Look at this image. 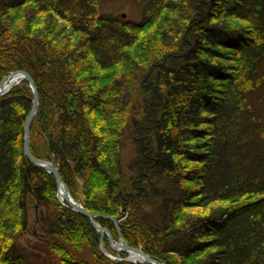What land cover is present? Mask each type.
Wrapping results in <instances>:
<instances>
[{"label": "trees", "instance_id": "obj_1", "mask_svg": "<svg viewBox=\"0 0 264 264\" xmlns=\"http://www.w3.org/2000/svg\"><path fill=\"white\" fill-rule=\"evenodd\" d=\"M17 70L38 88L31 154L113 236L109 217L165 264H264V0H0V80ZM31 99L25 80L0 97V264H142L105 257L25 158ZM31 199L47 209L28 251Z\"/></svg>", "mask_w": 264, "mask_h": 264}, {"label": "water", "instance_id": "obj_2", "mask_svg": "<svg viewBox=\"0 0 264 264\" xmlns=\"http://www.w3.org/2000/svg\"><path fill=\"white\" fill-rule=\"evenodd\" d=\"M25 79L29 83V87L32 91V104L30 111L27 115L26 121L24 122L23 125V152L25 156L27 157L28 161L35 167L42 168L45 172L51 174L55 180L56 183V188H57V197L61 203L65 202L67 206L73 210L74 212L83 215L84 217L88 218L90 224L92 227L101 235L105 233L108 236V240L111 246V249L116 251V252H121V253H127L130 255H135L138 260V262L144 263V264H164L160 263L156 260H154L152 257L149 255L145 254L140 248H135L132 246H129L122 238L121 236L118 237V240L116 243H113V239L108 233V231L102 227H100L96 223V218L97 217H103L102 215H96L88 212L83 208V206L79 203H77L67 186L64 184L62 181L59 172L56 168V166L53 164V162L50 161H45V160H38L35 157L32 156L30 153V148H29V127L31 122L33 121L34 117L36 116L39 108V99H38V94L36 87L33 83V80L31 76L22 70L19 71H14L6 75L0 82V97L7 92L14 84H16L19 80ZM31 178H28V186L30 185ZM30 187H28L29 189ZM30 190V189H29ZM36 207V206H35ZM114 223L116 221L112 219ZM132 261H137L133 260Z\"/></svg>", "mask_w": 264, "mask_h": 264}, {"label": "rangeland", "instance_id": "obj_3", "mask_svg": "<svg viewBox=\"0 0 264 264\" xmlns=\"http://www.w3.org/2000/svg\"><path fill=\"white\" fill-rule=\"evenodd\" d=\"M107 9H109V11H111V10H116L117 11V13L118 14H123V18H128V19H138V17L136 16V14L134 13V12H131V9H129L128 7H122V8H120V9H116V8H114V7H107ZM108 11V10H107ZM17 71H19V70H17ZM14 72V71H13ZM11 73V72H10ZM9 74V73H8ZM7 74V75H8ZM6 76V75H5ZM5 76H3L2 77V79L5 77ZM1 79V80H2ZM1 80H0V82H1ZM22 80H25V79H21V80H19L16 84H14L13 86H15V85H17V84H19L20 83V81H22ZM33 80V79H32ZM26 82H27V80H25ZM33 83H34V85H35V82H34V80H33ZM12 86V87H13ZM11 87V88H12ZM27 87L30 89V87H29V83L27 82ZM35 87H36V90H37V94H38V88H37V86L35 85ZM10 88V89H11ZM9 89V90H10ZM8 90V91H9ZM31 90V89H30ZM7 91V92H8ZM7 92H5L3 95H5ZM31 93H32V91H31ZM2 95V96H3ZM39 95V94H38ZM38 99H39V97H38ZM31 104H32V99H31ZM31 108V107H30ZM39 109V108H38ZM30 111V110H29ZM29 113V112H28ZM26 118H27V116H26ZM26 118H25V121H26ZM24 121V122H25ZM34 121V120H33ZM33 121L31 122V124H30V132H29V136L31 135V127H32V125H33ZM125 137H126V139L124 140V143H123V145L121 146V150H120V156H121V161H122V166H121V168H122V171H123V173L125 174V175H127V174H129V172L127 171V165L130 163V161L134 158V156L136 155V153H135V150H134V147H133V145L131 144V142H130V140L128 139V137H127V134L125 135ZM30 137H29V148H30ZM22 147H23V143H22ZM34 157V156H33ZM29 162V161H28ZM50 162H53V161H51L50 160ZM30 163V162H29ZM31 164V163H30ZM53 164L56 166V164L53 162ZM32 165V164H31ZM33 166V165H32ZM35 167V166H34ZM56 168H57V166H56ZM58 170V169H57ZM28 171H29V169L27 168V173H28ZM29 174V173H28ZM127 177H128V175H127ZM32 182V181H31ZM33 183H34V181H33ZM30 186H31V183H30ZM77 189H76V191L79 193V197H81V192H82V182L80 181V180H77ZM28 192H29V194L32 192L31 190H28ZM30 203H29V206H28V226H27V229H26V231L24 232V233H22V235L19 237V244H20V246L21 247H23V248H25L26 250H30V249H32V248H34L36 245H44L43 244V241L41 240V232H40V229H39V222H40V216L43 214V213H45V211H46V207H43L42 205H39L35 200H33V199H31L30 201H29ZM36 206V207H35ZM89 212V211H88ZM90 213H92V212H90ZM92 214H95V213H92ZM96 215H98V214H96ZM104 216V215H103ZM98 218H108L107 216H104V217H97L96 219H98ZM88 219V218H87ZM95 219V220H96ZM109 219H110V221L112 220V219H114V218H111V217H109ZM89 221V220H88ZM113 225H114V227L116 228V229H118L117 228V226L119 225V223H113ZM119 227V226H118ZM45 248V247H44ZM106 253H103L104 255L106 254L107 256L108 255H112V253H110L109 251H107L105 248L103 249ZM30 252H32V251H30ZM33 254H35L34 253V251L32 252ZM73 254H74V256L75 257H77V258H90L91 257V253H90V251L86 248L85 250H83V251H76V250H74V252H73ZM124 253H122V254H118V256H117V254H116V256H114L115 258L113 259L114 261H116V260H118V261H127V262H133V263H136V261L134 262V261H132V259H130L129 260V257L128 256H126L125 254V257H121V255H123ZM40 259L39 260H37V261H35V259H33V258H30L29 257V259H30V261H34V264H45V261H46V259H48L49 258V260H51L52 258H53V256L52 255H50V254H48V253H40ZM112 260V259H111ZM112 260V261H113ZM38 261H41V262H38Z\"/></svg>", "mask_w": 264, "mask_h": 264}, {"label": "bare ground", "instance_id": "obj_4", "mask_svg": "<svg viewBox=\"0 0 264 264\" xmlns=\"http://www.w3.org/2000/svg\"><path fill=\"white\" fill-rule=\"evenodd\" d=\"M122 17H124L123 16V14H122ZM31 76V75H30ZM31 78H32V76H31ZM33 79V78H32ZM38 97H39V95H38ZM37 115V114H36ZM36 117V116H35ZM35 117H34V119H35ZM33 119V120H34ZM24 125V124H23ZM29 132H30V128H29ZM30 137V136H29ZM30 153H31V150H30ZM23 154H24V152H23ZM24 156H25V154H24ZM33 156V155H32ZM25 158L27 159V157L25 156ZM37 159V158H36ZM28 160V159H27ZM38 160H41V159H38ZM46 161V160H45ZM37 168H39V167H37ZM40 169H42V168H40ZM59 172V171H58ZM28 173H29V171H28ZM28 178H31V181H32V177L28 174V177H27V185H28ZM31 181H30V183H31ZM29 183V184H30ZM28 187H30V185L28 186ZM57 187V186H56ZM30 189V188H29ZM28 189V190H29ZM57 189V188H56ZM31 190V189H30ZM57 194V193H56ZM63 203H65V202H63ZM77 203H79V202H77ZM79 204H81V203H79ZM63 205H65V206H67V204L65 203V204H63ZM82 205V204H81ZM68 207V206H67ZM84 208V207H83ZM85 209V208H84ZM86 210V209H85ZM98 215H104V214H98ZM105 216V215H104ZM103 216V217H104ZM97 220V219H96ZM114 220L116 221V223H119V220H117L116 218H114ZM111 222L112 223H114L112 220H111ZM96 223L100 226V227H102V228H104V229H106L107 231H108V233L110 234V236L112 237V239H113V243H116L117 242V240H118V237L119 236H121V238L123 239V237H122V235L120 234V232H119V227L117 226V228L118 229H116V236H113L112 235V233L107 229V228H105V227H103V226H101L97 221H96ZM92 226V225H91ZM93 228V227H92ZM94 229V228H93ZM95 230V229H94ZM95 232L99 235V241H98V243H99V250L102 252V254L103 253H106L103 249L105 248L106 249V246H105V243H106V245H107V247L110 249V250H112L111 249V246H110V243H109V240H108V236L104 233L103 234V236H101L96 230H95ZM124 240V239H123ZM125 241V240H124ZM126 242V241H125ZM127 243V242H126ZM128 244V243H127ZM129 245V244H128ZM130 246V245H129ZM115 254H112V255H104L105 257H107L108 259H114L115 257L114 256H116V254H117V256H118V254H122L121 252H116V251H114V250H112ZM126 256H128L129 257V260L130 259H133V260H137L136 262H138V260H140L139 258H137L135 255H130V253L129 254H127V253H124ZM145 254H147V253H145ZM147 255H149V254H147ZM150 256V255H149ZM150 257H152V256H150ZM153 258V257H152ZM154 260H156V261H158L157 259H155V258H153ZM114 261V260H113ZM121 261V260H120ZM158 262H160V263H164V262H161V261H158ZM139 263H141V262H139ZM142 264H144V263H142ZM165 264V263H164Z\"/></svg>", "mask_w": 264, "mask_h": 264}]
</instances>
